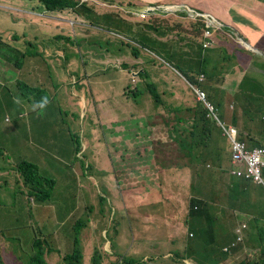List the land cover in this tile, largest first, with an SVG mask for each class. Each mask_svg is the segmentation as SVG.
I'll list each match as a JSON object with an SVG mask.
<instances>
[{
    "label": "rangeland",
    "instance_id": "obj_1",
    "mask_svg": "<svg viewBox=\"0 0 264 264\" xmlns=\"http://www.w3.org/2000/svg\"><path fill=\"white\" fill-rule=\"evenodd\" d=\"M145 1L140 0V4L144 5ZM34 5L37 4L33 0H0V27L3 31L0 42L1 40L12 42V35L18 38L13 46L6 43L1 48V51L8 55L9 62H12L8 64L9 73L16 74L18 70L17 63L11 58H16L15 50L16 46H19L27 54H34L39 60L38 74L30 75L31 78L28 80L40 85L36 80L40 76L42 83H47L54 89L52 83H49L50 69L58 73L59 64L61 65L62 61L75 50L78 57L68 61L71 66L70 81L63 78L52 80L58 84L59 91L53 92L52 99L43 106L36 103V97L32 94L29 95L35 98L34 104L26 105L21 100L13 103V93H18L19 87L5 79L0 81V84H4L0 87V161L5 162L0 171L1 256L4 257L6 264H27L31 257L42 249L43 259L48 264H68L64 257L74 252L78 226L84 255L83 264H98V261L100 264H114L119 258L122 259L119 264H124L129 255V259L136 260L134 264H142L139 256L141 253L147 256L149 254L150 259L154 256L156 264L168 262L182 264L170 257L166 259L161 257L169 249L177 251L182 249L185 243H195L207 236V233L195 229V226L199 225L191 220V201L197 199L207 204L212 202L217 206L212 211L219 217L221 211L218 209L221 204L232 201L227 196L228 186L222 185L218 189L219 195L214 191L218 187L211 188V182L218 181V172L206 185L201 184V187L189 189L191 194L187 198L181 194L186 191L184 187L164 182V178L157 171H153L148 175V179L133 174L130 182L136 183L138 189L125 187L123 172L127 166L115 170L116 160L125 148L133 149L138 145L149 144L150 136L147 133H152V128L156 129L154 124L160 120L151 112L156 110L151 96H141L136 90L137 86L143 88V82L139 83V77H133L131 80L126 72L118 68L116 71L123 79L119 77L115 79L113 77L115 68H111L109 70L111 73L106 79L95 78L90 70H105L109 64L121 62L124 57L122 50L126 44L123 45L119 37L110 38L107 31L98 27L89 28L81 23L74 26L65 23L64 19L55 20L57 23H52L48 19H37L39 14L28 12ZM13 6H15L13 11L7 8ZM90 6L104 9L105 3L93 0ZM210 6L211 9H217L218 17L224 22L218 21L224 27L211 26L212 31L218 30V38L221 41L228 40L222 36L223 32L231 35V29H226L231 28V24L238 30H242L243 27L252 28L253 24H264V0H205V6L202 8L211 10ZM245 8L250 12L246 13ZM12 12L13 15L10 16ZM109 13L113 16L101 18V23L97 24L123 33L126 31L129 35L132 34L139 39L141 37L147 45L152 46L149 27L144 21L138 23L131 18L122 17L123 13L120 12ZM114 16H117L116 23L111 22ZM41 24H46L49 29L53 24H58L59 26L53 28L68 31L64 32L66 36L64 51L57 49V43H54L53 51L49 47V40L44 36H38L40 29H43ZM8 28L12 29L9 33ZM261 31H263L260 32L261 35H264V29ZM102 32L106 35H102ZM86 34L89 35L88 39L84 38ZM69 35H72L70 41L67 39ZM258 35L256 33V36ZM36 36L41 40L37 41ZM81 37L84 38V44L75 43L74 40ZM158 38H163V35L156 37ZM173 41L164 38V43H168L166 50L176 56L170 60L173 70L167 67L159 69V76L164 83L161 92L166 88H178L182 83L174 70L186 74L187 68L180 64V60L183 57H196V52L188 49L186 45L170 43ZM243 47L244 51H236L233 54L235 57L223 63L222 69L235 74V81L232 83L236 89L234 99L243 103L244 107H249L250 104L244 100V96L255 91L258 81V75L256 78L252 72L256 68L252 59H262L263 64L258 68L264 71V56ZM192 50L195 51V48ZM76 61L78 66L73 69ZM90 74L94 77L92 83L94 88L84 86L90 84L87 79ZM20 75L19 71L14 76L20 78ZM82 76L84 77L81 83L79 78ZM260 77L264 78L261 75ZM113 79L122 87L120 90L123 94L129 84L127 91L131 90L133 93L128 100L122 101L120 99L122 95L117 90L108 92L109 87L114 85L111 84ZM205 79L207 81L206 77ZM104 81L105 84L108 83L104 89L107 92L97 88ZM3 91L8 92L7 99L12 104L3 105ZM21 92L28 95L26 89H22ZM205 92L208 96L211 95L208 88H205ZM49 96V93H45V98L48 99ZM179 97L180 95L175 96L173 101L177 102ZM208 102L213 105L212 101ZM129 111L131 113L127 118ZM226 111H229V107L221 114L219 110L216 113L226 127H229L228 121L235 122L237 117L234 118L235 116L229 115ZM254 115V112L252 114L248 112L246 118ZM144 124L147 127H154L143 131ZM219 132L224 136L220 127ZM75 134L84 145L82 157L75 153L76 145L73 140ZM223 139L226 147V156L224 154L223 158L227 165L230 158L229 141L225 136ZM210 155H206L205 160L215 161V157ZM85 159L88 166L92 164L88 171L84 165ZM24 160L44 169L43 172L38 166L43 177L37 188L21 181L18 165ZM198 169L202 171L201 166L194 165V170ZM212 173L213 170L204 168V180ZM262 176L264 178V169ZM46 177L50 178L49 186L46 191L38 194L40 188L44 189L46 186ZM224 178L225 174H222V179ZM227 183L225 180V184ZM261 190L264 194L262 186ZM47 193L51 199H40ZM262 201L264 202V199ZM235 204L237 202L231 203V209L236 208ZM221 219L224 220L225 217ZM189 233L193 236L191 237ZM38 240L42 241V246L35 248L34 243ZM147 240L148 244H145ZM165 240L174 242V245H166ZM218 246L221 247V244Z\"/></svg>",
    "mask_w": 264,
    "mask_h": 264
},
{
    "label": "trees",
    "instance_id": "obj_2",
    "mask_svg": "<svg viewBox=\"0 0 264 264\" xmlns=\"http://www.w3.org/2000/svg\"><path fill=\"white\" fill-rule=\"evenodd\" d=\"M33 1H35L37 4L33 6V9L35 11L46 13V15L39 16L37 19H48L51 20L52 23H57L55 20L64 19L66 21L65 23L69 24L73 23L74 21V23H91L92 25H98L97 23H101V18H104L106 16H113L109 12H120L123 13V15H121L122 17L131 18V20L136 21L138 23L140 21H144L145 23L166 24V26H164L166 28L165 33H175L179 35L184 34L186 35V37L190 38L192 42H194L193 37L194 35H196V41L194 42L196 45L194 43H191L189 45V47L195 48L196 57L185 59L184 66H186L188 69L186 71L184 70L186 74H183L185 78L193 85L199 84L198 79L201 74H204V76L210 78H214L215 72L219 70L222 64L228 62L230 59L235 57L232 53L233 48L228 47V44H224L222 41L218 43L217 39L212 40L211 47L204 48V43L207 41V39H205L203 35V33L207 30L206 22L202 18L192 19L184 12L163 15L151 14L148 17L142 18L135 13L134 9L132 8L133 5L124 6L121 4L113 3L115 2V0H99L105 3L104 9H95L94 7H91L90 2L93 0ZM119 18L120 17H118V19ZM116 19L117 16H114V19H111V22L116 23ZM51 22L48 21V23ZM199 24H203V27H201L202 25L200 26ZM41 26L43 27V29H40L38 36H44L46 40H49V47L52 48L53 51H55L54 43H57V49L64 51L66 45V41H64L66 39L64 32L68 33V31H61L57 28H53L59 26L58 24H53L50 29L46 24H41ZM102 35L105 36L106 33L102 32ZM71 36L72 35H69L67 37L69 41L72 40ZM39 37L36 36L35 39L37 41H40L41 39H39ZM88 37V34L84 36V38L87 39ZM84 38H76L74 41L75 43L84 44ZM136 41H139V43L146 47L144 42H141L140 39H136ZM124 44H126V46L122 50V52L124 53V57L123 60L119 62L120 64H109L107 66V69L105 70H94L93 75H95V78L103 77L104 79H106L108 74L111 73V71H109L111 68H115V70L120 68L129 76L131 74V77L137 76L136 74L139 73V78L144 79L146 81L144 82L142 80H139V83L143 82V88H139L137 86L136 90L141 96H151L153 106L156 109L151 112L152 114H154V117L160 120L159 122H156V124H154L156 129L152 128L154 126L147 127L144 124L143 131L148 128H152V133H147V135L150 136L149 144H143L142 146L138 145L133 149L125 148L124 151L120 154L119 159L116 160L115 170H121L124 169L125 166H127V168L123 172V176L126 181L125 187L135 190L138 189L136 183L130 182V179L133 177L134 173L136 175L143 176L144 179H148L149 174H152L153 171H157L164 178L165 182L167 177H169L167 175H169L170 172L175 169L191 170L194 165L205 167L207 164L217 166L216 163L218 161L220 162V158L225 154L224 139L221 133L219 132L220 126L216 123L215 120L211 119L208 115L209 111L200 101L196 99V95L194 94V92L189 88L188 84H186L181 78H179V80L182 84L178 88H166L163 92H161L160 87L162 89L164 84H157L154 81L155 73L153 71L155 67L162 66L163 68H165L167 67L166 63L172 65L170 60H173L174 53L171 51L160 53L158 51L152 50L157 55H161L160 57L165 62L159 61L158 59H155L149 55H146L147 61L143 62L141 61L143 48L133 43L124 42ZM220 47L223 48V51L221 59L218 60L215 59L212 55L216 53L218 48ZM238 47L244 50V48L241 47L239 44ZM234 50L237 51L236 49ZM76 57H78V54L75 50L71 52L70 56L64 59L61 63V67L64 71V79H66V81L71 80V66L69 65L68 61L69 59ZM148 64H151V69H147ZM116 65L120 66L116 67ZM77 66L78 65L76 61L73 65V69L77 68ZM139 66L142 68L141 70H139ZM50 71L51 79H56L58 73L53 69H50ZM83 77L84 76L79 78L81 83ZM94 77H91L90 74V77L87 78L90 84H85L84 86L94 88V86L92 85ZM113 77L117 78L118 74L114 72ZM52 80H50V82H52ZM125 80L127 82V79ZM21 84L23 85V87L21 86ZM53 84L55 85L56 83L53 82ZM42 85L43 84H41L39 87H36L35 85L30 86L28 83L19 80V99L21 101H24L26 105L34 104L35 98L29 95L32 94L36 97V103L44 104V101H46L47 98H45L43 94L52 93L47 89L45 84L44 86ZM100 85L101 86L97 88L98 90L101 89L103 91L108 85V83L105 84L104 81L100 83ZM128 88L129 84L126 86L124 94L120 93V95H122V97L120 96V99L122 101L128 100L130 94L133 93L131 92V90L127 91ZM22 89L28 90V95L22 94L24 93L21 92ZM118 89V87L110 86V90H108V92H112L115 90L118 91ZM104 91L107 92V90ZM2 95L6 100V104H10L9 100L7 99L8 92L3 91ZM178 95H180L179 100L177 102L173 101V98ZM4 104L5 102H3V105ZM226 112L229 113V115L234 114V112L231 111ZM130 113L131 111L128 112L127 118ZM100 125L103 126L102 123ZM73 140L75 141L76 145L75 153H80V151L84 149L82 141L76 138V134L73 136ZM85 147L87 148L86 145ZM208 154L213 155L215 157V161H206L205 156ZM131 160L132 164H130ZM153 160H155L156 165L152 164ZM84 165L87 166L86 160H84ZM38 166L36 167L34 164H31L26 160H24L23 163H20L18 165V173L21 176V181H23L27 185H31L33 188H37L39 181L43 177V175L40 173L39 168L44 172V169L40 166L38 168ZM90 166L92 167V164L89 165V168ZM144 166L146 167L145 169ZM217 167L222 168V166L220 165ZM223 181L224 180L219 181V183L222 184ZM45 182L46 186L44 187V189L40 188L38 194L46 191L47 187L49 186L50 178L46 177ZM245 182L246 180L244 179L240 180V183L235 179H233V181H230V183L227 185V196L232 200L231 202H229L230 204L233 202H237V204H235L237 208L232 209L233 211H237L238 209H240L241 211L246 212L247 214L252 216V219L249 222V226L255 231V233L250 232L248 236H246V238L242 240L241 243H238L234 247H231L229 252H226L227 254L221 248V254L219 253L218 256L220 257V261L227 262L228 260H231L234 254H240L243 256L240 264H264V204L259 205L249 201L245 192L248 193L251 183L255 182L248 180V183ZM51 198L52 197H48L47 193L40 199L49 200ZM195 204L198 205L197 209H191L190 211V216H192L191 220H194L199 225V227L195 226V229L197 228L202 232L208 233L209 235H213V238L210 240L212 241V244H215V241L217 240H220L219 243H221V241L223 243L228 242L230 236H232L228 232V228H225L223 236H218L224 230V227L223 230L221 228L225 222L223 221L221 223V217H217L215 211H212L213 209L217 208V206L212 202H209L207 204L202 201H195L193 203V207L195 206ZM223 207L224 205L219 207L218 210H223ZM222 214L226 217L228 216V212L226 214L222 212ZM76 229L77 236L74 242V252L72 255H68L65 257V260L68 262V264H83L84 255L82 252L83 249L78 234V226H76ZM2 232L5 231L3 230ZM212 244L211 246H213ZM248 244L249 246H247ZM251 245L257 246L251 247ZM39 246H42V241L38 240L34 243V247L39 248ZM243 248L247 250L251 248H259L260 252L257 254L255 260L251 262L249 261L248 256L243 253ZM1 254L2 249L0 248V264H6L5 259L3 256H1ZM43 256V250L39 249V252L36 253L34 257H31V260L27 264H48V262L43 259ZM127 258L128 260H125L124 264H133V261H136L134 259H129L130 257ZM120 260L122 259L119 258L114 264H119ZM98 264H100L99 261ZM144 264H156V261H150Z\"/></svg>",
    "mask_w": 264,
    "mask_h": 264
},
{
    "label": "crops",
    "instance_id": "obj_3",
    "mask_svg": "<svg viewBox=\"0 0 264 264\" xmlns=\"http://www.w3.org/2000/svg\"><path fill=\"white\" fill-rule=\"evenodd\" d=\"M113 3L121 4L124 6L133 5L132 8L134 10H136L137 7H139V6L143 7L144 5H149V4H163V5H169V6H174V7L177 6V7H182V8H184V7L189 8L190 7L192 9H194L195 12L205 13V14L211 15L212 20H213V22H215V24L216 23L221 24L218 21L223 22L218 17V15H217L218 12H217L216 8L211 9L212 6H210L211 10H203L202 7L205 6V0H146L144 5L140 4V0H115V2H113ZM254 3L256 5V2H254ZM215 4L217 5V2ZM7 8L9 10L13 11L15 9V6H13V8H9V7H7ZM244 11L246 13L250 12V10L248 8H245ZM28 12L30 14L36 13V11L33 8H30ZM12 15H13V12L11 13L10 16H12ZM40 15L44 16L46 14L41 13ZM148 16L149 15H147V17ZM145 25H147L149 27V37H150V43L152 44V46L150 47L149 45H147L146 42L140 37L141 42H144L145 46L149 48V49L146 47L143 48L141 61H143V62L147 61L146 55H149L155 59H158L159 61H162V59L158 58L156 56V53H154L152 50L158 51L160 53L168 52L169 50H166V44H168V43H164V38H169V39H171V41L174 40L175 42L173 41L170 43H174L175 45H186V47L188 49H192V47H189V45L191 43H194V42H192V40L190 38L186 37V35H184V34L179 35V34H175V33L167 34V33H165L166 28L160 24L145 23ZM231 26L234 27L232 24H231ZM226 29H228V28H226ZM262 29H264V24H253L252 28L243 27L242 30H239V31L245 36L246 39L248 38L247 40L253 48L255 47V49H258V50H261L264 52V35H261V33H260V32H263V31H261ZM11 30L12 29L8 28L7 32L9 33V31H11ZM215 31H216L215 36L217 38V42L219 43V42H221V40L218 38V30H215ZM226 31H228V30H226ZM256 33L259 35L256 36ZM224 34H226L227 36H224ZM1 35H3L2 27H0V36ZM162 35H163V38L156 39L157 36H162ZM222 36L225 38H228V40L224 39L222 42L224 44H228V47L233 48V50H232L233 54L236 52L234 49H236L237 52L244 51L243 49H240L238 47V43L240 44V42L237 40V38H230V36L226 32H223ZM13 37H15V36L12 35V42L6 41V40H1V42H0V77H1L0 81H3L5 79L6 81H9L12 85L16 84L18 86V81L22 80V81L28 83L30 86H34L35 84H33L31 81H29L28 78H31L30 75L38 74V70L40 67L39 60H38V58L31 56L30 54H26V52H24L22 49H20L19 46H16L17 49H19V52H15L16 58L15 59L11 58V60H13L14 62L17 63L16 68L18 70H17L16 74L9 73V71H8V64L12 63V62H9L8 55L3 53L1 51V48H2L3 44H6V43H7V45L13 46L14 43L17 41L16 39H18L16 37L14 39ZM133 37L136 39H139L135 36H133ZM169 45L171 47H173L171 44H169ZM241 47H243V46L241 45ZM222 49L223 48H221V47L218 48L217 52L214 53L212 56L215 59H218V60L221 59V55H222V51H223ZM175 56H176V54H174V58H175ZM185 59H187V57H183L180 60L181 61L180 64L183 67H185L184 66ZM2 61L4 63H2ZM252 61L255 63V67H256L254 70H252V72L255 74L256 78L258 75V81L256 82L255 91L251 94L248 93L247 96H244V100L250 104L249 107H244L243 103H239L238 101H236L234 99L236 89L233 88L232 83H233V81H235V74L230 73V72L227 73V71L222 69V66L219 68V70L217 72H215L214 78H210V77L206 76L207 81L203 82V89L205 90V88H208L210 93H211V95L208 96L209 101L210 102L212 101V103L215 105V107L221 113L227 107H229V111L234 112V114H232L231 116H235V117H237V119L235 120V122L228 121V125L233 127L237 131V135L239 136L240 140H242L247 145H249V147H254V146H258V145L264 146V78L260 77V75L264 76V71H262V69L258 68V66L263 64V62H262V59L258 60L256 58H253ZM225 63H227V62H225ZM59 66L60 67L58 69L57 78H59V79L63 78L64 79V77H63L64 71H63V68L61 67L62 65L59 64ZM147 66H148L147 69H151V64H148ZM141 69L142 68L139 66V70H141ZM159 69H163V67L162 66H160V67L156 66L154 71H153L155 73L154 81L157 84L162 85L164 83H163V80L161 79V77L159 76ZM19 71L21 72V75H20V78H17V76H14V75H17ZM113 72L117 73L118 77L123 79L122 75H120L116 70H114ZM176 74L178 75L179 78H181V75H179V73L176 72ZM136 75L137 76H133V77L138 78L139 73H137ZM48 76H49L50 80H52L50 77V74H48ZM133 77H131V74H130L131 80L133 79ZM115 79H113L111 81V84L114 83L113 86L118 87L119 93H122L120 90V88H122V87L117 85L118 82H116L117 80H115ZM36 80L39 82L40 85L43 84L42 86H44V83H42L40 76L38 78H36ZM50 80H49V83H52V86L54 89L50 88L47 83H45V85H46L47 89L52 94H49L50 96L46 101H44L45 102L44 104H38L39 106L46 105L52 99L53 92L58 93V91H59V86H57L58 84L54 85L53 81L50 82ZM140 80H142L144 82L146 81V80L141 79V78H140ZM3 85H4L3 83L0 84V87H3ZM40 85H35V86L39 87ZM21 86L23 87L22 84H21ZM160 90H162L161 87H160ZM18 94L19 93L14 94L13 103L20 101ZM43 95L45 96V94H43ZM3 102H5V104H6V100L4 98H3ZM21 102L25 103L24 101H21ZM10 104H12V103L10 102ZM230 106L233 109H231ZM248 112H250L251 114L254 112L255 115L253 117L246 118ZM227 158H228V155H227ZM4 164H5L4 161L3 162L0 161V171H1V166ZM152 164L156 165L155 160L152 161ZM224 167H226V166L224 165ZM201 168H202V171L200 169L195 171L194 167H192L191 170H178V169L172 170L170 172V174L167 175L169 177H167L165 182H172L174 185L180 186V185H182V183H186L187 181L193 180V177H194V178H196L197 182L194 184L193 188L201 187V184H204L205 181L207 180V179L204 180L203 167H201ZM218 169L219 168H216L213 175H216L218 173ZM219 181H222V177L220 175H219L218 181L212 182L213 186L218 187V188L222 187V184H220ZM231 181H233V179H231ZM246 196L249 199V201L252 203H256L259 205L264 204V202L262 201V199H264V194L262 193L261 187L255 185V183H252L251 190H250L249 194H247ZM227 212H228V216L227 217L224 216L225 219L223 221L225 222L226 225L228 224L226 227L228 228L229 231L232 229L231 228V226H233L232 222H234L236 218L239 222L246 221V220L242 221L241 220L242 218L243 219H250L251 218V216L249 214L241 211L240 209H238L237 211L228 210ZM250 232L255 233V231L251 227L249 228V233ZM190 236L191 237L193 236L192 233H190ZM203 242L204 241L201 240L200 242L196 243V247L198 248V250L196 249V251L202 253L199 257L196 255L194 256L193 255L194 253H192V252L190 253L191 255H187L186 258H187V260H189L191 262V264H208L207 258H206L207 251L205 249ZM164 243L168 246L174 245V242H171L170 240H165ZM145 244H148V240L145 242ZM179 244L183 245L182 242H179ZM183 246L185 248L186 243ZM219 248H221V247L218 246V249ZM175 252L176 251H174V250L170 251V249H169L168 252L163 254L161 258L162 259L169 258ZM139 256L141 258L140 259L141 261H147L148 259H150L149 254L147 256V255L141 253V255H139ZM151 259H155V258L153 257ZM168 264H170V263L168 262Z\"/></svg>",
    "mask_w": 264,
    "mask_h": 264
},
{
    "label": "clouds",
    "instance_id": "obj_4",
    "mask_svg": "<svg viewBox=\"0 0 264 264\" xmlns=\"http://www.w3.org/2000/svg\"><path fill=\"white\" fill-rule=\"evenodd\" d=\"M149 5H161V4H149ZM149 5H144L143 7H145V6H149ZM169 6V5H168ZM172 7H174V6H172ZM139 8H142L141 6H139V7H137V9H139ZM174 8H176L177 9V11L176 12H174V13H148V14H143V13H141V12H139V11H137V9L136 10H134L135 11V13L137 14V15H139L140 17H142V18H145V17H147V15H151V14H158V15H163V14H175V13H177V12H184V13H186L189 17H191L192 19H197V18H202L205 22H206V28H207V30L203 33V35H204V38L205 39H207V41L204 43V48H209V47H211V44H212V40L213 39H217L216 38V34H215V30H213L212 31V29H211V26H222V27H224L223 26V24H215V22H213V20H208L206 17H204L203 16V14H205V13H199V12H195V10L194 9H192V8H188V7H184V8H182V7H177V6H175ZM172 10V9H171ZM41 13H43V12H39V11H36V14H41ZM46 14V13H45ZM41 16V15H40ZM216 21V20H215ZM72 25H76L77 23H74V21H73V23H71ZM81 24H83L84 26H86V27H89V28H96V27H98V28H100V29H102V30H105V31H107L108 32V36L110 37V38H117V37H119V38H121V40H122V44L124 45V42H126V43H133V44H135V45H137V46H139V47H141V48H144V46L141 44V43H139V41H136V39L133 37V35L132 34H130V35H128V33L125 31L124 33L123 32H120V31H117V30H111V29H108V28H105V27H102V26H98V25H92L91 23H81ZM228 29H231V35H229L230 36V38H237V40L240 42V39H239V35L241 36V37H243L247 42H248V40L245 38V36L239 31V30H237V29H235L234 27H231V28H228ZM207 31H209L210 32V35L209 36H205V33L207 32ZM249 43V42H248ZM195 44V43H194ZM239 44V43H238ZM240 44H241V42H240ZM239 44V45H240ZM242 45V44H241ZM240 45V46H241ZM243 46V45H242ZM148 48V47H147ZM20 49H22L23 50V48H20ZM149 49V48H148ZM106 50H109V49H106ZM121 50H122V48H120L119 49V51L121 52ZM191 51H193V52H195L194 50H192V49H190ZM24 51V50H23ZM15 52H19V49H16L15 50ZM25 52V51H24ZM155 53V52H154ZM27 54V53H26ZM258 54V53H257ZM31 55V54H30ZM31 56H33V57H35V58H37L35 55H31ZM156 56L158 57V58H160V59H162L159 55H157L156 54ZM263 56V55H262ZM189 58H191V57H187V59H189ZM162 61L163 62H165L163 59H162ZM114 64H120L119 63V61H116V62H114ZM166 65H167V67L168 68H172L173 66L171 65V64H169V63H166ZM116 66H120V65H116ZM114 67V66H113ZM186 67V66H185ZM187 68V67H186ZM188 69V68H187ZM95 70H97V69H95ZM174 71H176V70H174ZM178 71V70H177ZM176 71V72H177ZM91 72H93V71H91L90 70V73ZM177 73H179V75H181V79L186 83V84H188V86H189V88L194 92V94L196 95V99L198 100V101H200L205 107H206V109L209 111V116H210V118L211 119H213V120H215L216 121V123L221 127V129H222V131H223V134H224V136L228 139V141H229V143H228V146H229V148H230V158H229V160H227L228 161V164L226 165V161L224 160V158H223V156L220 158V162L218 161V163H217V166H221L222 165V168H219V167H217V168H219L218 169V172H219V175L222 177V174H225V178H224V181H223V186H226V185H228L229 184V181H231L230 180V178L231 179H235V180H237L239 183H240V180H246V182L245 183H248L247 182V180L248 181H254L255 182V185H257V186H259V187H263L264 188V178H263V176H262V178H263V182H261V181H256L254 178H252V177H246V175L245 176H238L237 175V171L238 170H242L243 168H244V165L242 164V163H234L233 162V141H232V138L234 139V141L235 142H237V143H242V144H244L245 145V147H246V149L248 150V151H250V152H253L254 150H257V149H264V146H260V145H258V146H254V147H249L245 142H243L242 140H240V138H239V136L237 135V131L233 128V127H231V126H229V127H226V125H225V123L218 117V115H217V109H216V107L215 106H213L211 103H209L208 101V95H207V93L205 92V90L203 89V82H205L206 81V79H205V77L206 76H204V74H201L200 76H199V79H198V82H199V84L198 85H193V84H191L186 78H185V76L183 75V74H181L179 71L177 72ZM196 90H198V91H201V92H204L205 94H206V99L205 100H202V99H200L199 98V96H198V94H197V92H196ZM204 101H206V103H208V104H210L212 107H213V112H211L210 111V109L207 107V105H206V103L204 102ZM223 136V135H222ZM223 136V137H224ZM83 150V149H82ZM81 150V151H82ZM81 151H80V153H77L80 157H82L81 156ZM225 156H226V154H225ZM227 158V157H226ZM86 160V159H85ZM224 165H226V167H223ZM194 167V166H193ZM202 167V166H201ZM85 168L87 169V171H88V169H89V166L87 165V166H85ZM142 168H143V166H142ZM146 167L144 166V169H145ZM204 168H206V169H209V170H213V173H212V175L214 174V171L216 170V168H214V166L213 165H211V164H208V165H206ZM203 168V169H204ZM262 169H264V167H261V175H262ZM210 176L206 181H205V185H206V183L208 182V180H209V182L211 181V178H214V176L215 175H213V176ZM229 176H231V177H229ZM225 180H227L228 181V183L227 184H225ZM197 182V180H196V178H194L193 180H191V181H187L186 183H182V185H180V186H182V187H184L185 189H186V191L185 192H182L181 194L182 195H184V196H186L187 198L189 197V195L191 194V191H189V189H193V187H194V184ZM213 182V181H212ZM212 182H211V188H214L215 186H213V184H212ZM253 183V182H252ZM252 183H251V185H252ZM185 184V185H184ZM188 184V185H187ZM218 189L219 188H217V189H215L214 191L215 192H217L218 193V195H219V191H218ZM250 190H251V186H250V188H249V191H248V193H246V194H249V192H250ZM195 201H201V200H197V199H193L192 201H191V203H190V205H191V209H197V207H198V205H195V208L193 207V203L195 202ZM222 205H224V207H223V210H220L221 211V214H220V216L219 217H223L224 215L222 214V212H224V214H226V212L228 211V210H232L231 209V204L230 203H226V202H223L222 204H221V206ZM252 217V216H251ZM220 218V219H221ZM251 219L252 218H250V219H241L242 221H244V220H246V221H244V222H239L238 220H237V218L235 219V221L233 222V226H232V229L229 231L228 230V232L230 233V235H232V236H230V239H229V241L228 242H222L221 241V243H219V241L220 240H217V241H215L216 243L215 244H212V243H210V240L213 238V235H209L208 233H207V236L205 237V238H203V239H201V240H203L204 242V246H205V249H206V251H207V255H206V258H207V263L208 264H240V262H241V259L243 258V256L242 255H240V254H234L233 255V257L231 258V260L229 261H227V262H223V261H220V257L218 256V254L220 253V251H218V245L219 244H221V248H222V250L223 251H225V252H229V250L231 249V247H234L235 245H237L238 243H241L242 242V240H244V238H246V236H248V234H249V228H250V226H249V222L251 221ZM223 222V220H221V223ZM247 224H248V226H249V228H247ZM227 225L224 223L223 224V227H224V230L222 231V233L221 234H219L218 236H223V233H224V231H225V228H227L226 227ZM3 231V230H2ZM246 232V233H245ZM208 235H209V237H208ZM201 240H199L198 242H200ZM198 242H195V243H187L186 244V246H185V248H184V246H183V248L182 249H179V250H177L174 254H172L171 256H170V258H172V259H174L175 261H180L182 264H191V262L189 261V260H187V255H191L190 253L192 252V253H194L193 255L195 256H200L202 253H200V252H198V251H196V249H197V247H196V243H198ZM109 244H110V242H108ZM211 244L213 245V246H211ZM1 248V247H0ZM221 248H219V250H221ZM243 250V253H245L247 256H248V259H249V261H254L255 260V258H256V256H257V254L260 252V249L259 248H255V249H249V250H247V249H245V248H243L242 249ZM113 255H114V253H113ZM68 256V255H67ZM66 257V256H65ZM65 257H64V259H65ZM150 261H155V259H148L147 261H141L142 262V264H144V263H148V262H150ZM256 263V262H255Z\"/></svg>",
    "mask_w": 264,
    "mask_h": 264
},
{
    "label": "built area",
    "instance_id": "obj_5",
    "mask_svg": "<svg viewBox=\"0 0 264 264\" xmlns=\"http://www.w3.org/2000/svg\"><path fill=\"white\" fill-rule=\"evenodd\" d=\"M210 32L207 31L205 36H209ZM200 99L205 100L206 94L204 92L196 90ZM206 103V101H204ZM207 107L213 112V107L206 103ZM233 141V162L242 163L244 168L238 170L236 173L238 176L252 177L256 181L263 182L261 175V167H264V149H257L250 152L246 149L245 145L242 143H237Z\"/></svg>",
    "mask_w": 264,
    "mask_h": 264
},
{
    "label": "water",
    "instance_id": "obj_6",
    "mask_svg": "<svg viewBox=\"0 0 264 264\" xmlns=\"http://www.w3.org/2000/svg\"><path fill=\"white\" fill-rule=\"evenodd\" d=\"M172 9V10H171ZM139 12L143 13V14H148V13H174L177 11L176 8L172 7V6H168V5H149V6H145L142 8L137 9ZM204 17H206L208 20H212V16L209 14H203ZM239 39L240 42L243 46H245L247 49L255 51L256 53L263 55L264 56V52L258 49L253 48L243 37H241L239 35Z\"/></svg>",
    "mask_w": 264,
    "mask_h": 264
},
{
    "label": "bare ground",
    "instance_id": "obj_7",
    "mask_svg": "<svg viewBox=\"0 0 264 264\" xmlns=\"http://www.w3.org/2000/svg\"><path fill=\"white\" fill-rule=\"evenodd\" d=\"M202 25V26H201ZM200 26L201 27H203V24H201ZM204 26H205V24H204ZM215 33H216V31H215ZM219 33V32H218ZM255 48V47H254ZM214 50V49H213ZM217 50V49H216ZM215 51V50H214ZM221 54V53H220ZM237 70H238V68H237ZM239 71V70H238ZM234 118H236V117H234ZM248 132V131H247ZM246 138V137H245ZM249 146V145H248ZM222 148V147H221ZM220 148V149H221ZM224 148H226V147H224ZM219 149V148H218ZM219 151V150H218ZM224 153V152H223ZM229 154V153H228ZM230 155V154H229ZM210 156H212V155H210ZM226 161V160H225ZM211 163V162H210ZM226 163V162H225ZM222 166V165H221ZM226 166V165H225ZM224 167V166H223ZM222 180H224V179H222ZM222 185H223V183H222ZM227 186V185H226ZM240 199V198H239ZM239 201V200H238ZM194 211V210H193ZM193 213V212H192ZM196 213V212H195ZM194 215V214H193ZM236 215V214H235ZM199 216V215H198ZM192 217V216H191ZM188 218V217H187ZM193 219V218H192ZM232 222V221H231ZM227 223V222H226ZM190 224V223H189ZM232 224H233V222H232ZM228 225V224H227ZM230 226V225H229ZM194 228V227H193ZM230 228V227H229ZM231 228H232V226H231ZM197 229V228H196ZM222 230H223V226H222V228H221ZM189 231H190V229H189ZM193 231V230H192ZM225 232V231H224ZM190 234V233H189ZM187 236V235H186ZM212 241H210V243H211ZM160 243V242H159ZM248 243V242H247ZM251 244V243H250ZM257 245H259V244H257ZM257 245H255V246H257ZM142 246V245H141ZM247 246H249V244L247 245ZM247 246H245V247H247ZM253 245H251V247H252ZM255 246H253V247H255ZM263 247V246H262ZM153 248H155V246L153 247ZM262 249V248H261ZM197 250H198V248H197ZM224 253V252H223ZM226 253V252H225ZM224 253V254H225ZM152 254V253H151ZM220 254H221V252H220ZM227 254V253H226ZM154 257V256H153ZM150 258V257H149ZM164 261V260H163ZM130 262V261H129ZM134 263H135V261H133ZM131 263V262H130ZM133 263V264H134ZM137 263V262H136Z\"/></svg>",
    "mask_w": 264,
    "mask_h": 264
}]
</instances>
